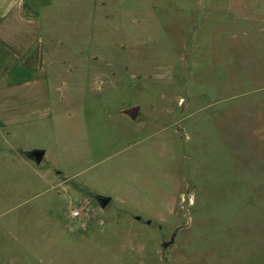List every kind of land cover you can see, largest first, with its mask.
I'll return each mask as SVG.
<instances>
[{"label": "rangeland", "instance_id": "1", "mask_svg": "<svg viewBox=\"0 0 264 264\" xmlns=\"http://www.w3.org/2000/svg\"><path fill=\"white\" fill-rule=\"evenodd\" d=\"M116 7L48 60L40 121L0 126L3 264H264V0Z\"/></svg>", "mask_w": 264, "mask_h": 264}, {"label": "crops", "instance_id": "2", "mask_svg": "<svg viewBox=\"0 0 264 264\" xmlns=\"http://www.w3.org/2000/svg\"><path fill=\"white\" fill-rule=\"evenodd\" d=\"M135 2L136 0H0V126L8 125L15 132L25 133L34 122H39L41 111L36 105L49 102L51 97L48 60H69L67 50L72 47L73 50L87 49L89 44L84 46L82 41L87 43V40L83 38L87 35L91 37L98 24L109 25V15L104 12L107 4L117 5L115 13L121 12L129 17L135 11V6L132 8ZM69 13L87 17L88 20L78 27L80 36H76L81 38L78 41L71 39V33L75 34L77 30L69 31ZM123 47L127 45L123 44ZM94 57L98 55L93 53L88 56L92 60ZM8 96L17 97V117L14 120L2 117L10 108L1 103ZM18 241L20 239L16 236L13 243L21 245ZM34 242L37 241H33V244ZM23 247L21 251H26L22 252V256H35L33 247ZM8 251L7 247L0 246V264L4 263L3 258H9ZM40 253L39 250V255Z\"/></svg>", "mask_w": 264, "mask_h": 264}, {"label": "water", "instance_id": "3", "mask_svg": "<svg viewBox=\"0 0 264 264\" xmlns=\"http://www.w3.org/2000/svg\"><path fill=\"white\" fill-rule=\"evenodd\" d=\"M130 114L132 116L135 115V110H130ZM30 158H32L37 164H39L43 157H44V151L42 150H32L30 152H27L26 153ZM95 200L98 202V204L101 206V207H106L109 202H110V198L109 197H105V196H96L95 197ZM174 240V237L171 238L170 242L169 243H166L164 246H167L168 244H171Z\"/></svg>", "mask_w": 264, "mask_h": 264}, {"label": "built area", "instance_id": "4", "mask_svg": "<svg viewBox=\"0 0 264 264\" xmlns=\"http://www.w3.org/2000/svg\"><path fill=\"white\" fill-rule=\"evenodd\" d=\"M77 213H78V212H73V213H72V216H75V215H77Z\"/></svg>", "mask_w": 264, "mask_h": 264}]
</instances>
